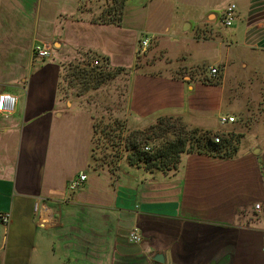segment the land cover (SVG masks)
I'll return each instance as SVG.
<instances>
[{"label": "crops", "instance_id": "1", "mask_svg": "<svg viewBox=\"0 0 264 264\" xmlns=\"http://www.w3.org/2000/svg\"><path fill=\"white\" fill-rule=\"evenodd\" d=\"M99 1L97 10L93 0H0V94L18 99L0 114V212L11 214L0 224V264H264L263 123L246 118L253 101L233 106L238 92L226 88L235 65L264 90V0H129L118 24L102 22ZM176 22L193 38L160 36ZM37 43L49 58H35ZM88 64L120 70L125 136L180 118L239 140L236 152L184 154L168 172L132 164L128 151L116 163L95 161L96 117L112 106L89 97L114 80L70 83L71 66ZM222 116L235 121L222 125ZM81 173L86 182L70 192ZM135 228L138 244L128 240Z\"/></svg>", "mask_w": 264, "mask_h": 264}, {"label": "trees", "instance_id": "2", "mask_svg": "<svg viewBox=\"0 0 264 264\" xmlns=\"http://www.w3.org/2000/svg\"><path fill=\"white\" fill-rule=\"evenodd\" d=\"M129 0H104L100 16L102 22L119 23L124 15L125 5ZM119 69L108 66L102 68L75 65L68 73L69 82L72 77L79 79L82 89L99 88L114 80ZM206 82L214 80L205 78ZM218 82V81H216ZM96 122L94 136V160L116 163L128 151V159L132 164L143 165L148 171H176L184 154L206 153L228 157L237 150L232 136L221 137L219 132L204 131L184 124L180 118H163L155 125L142 131H134L125 136V124L120 118H105ZM219 136L216 143L214 137ZM149 142L151 145H149ZM149 147V150H146Z\"/></svg>", "mask_w": 264, "mask_h": 264}, {"label": "rangeland", "instance_id": "3", "mask_svg": "<svg viewBox=\"0 0 264 264\" xmlns=\"http://www.w3.org/2000/svg\"><path fill=\"white\" fill-rule=\"evenodd\" d=\"M99 0H93V5H95V8L98 10L99 6L102 4L101 1ZM181 15V13H180ZM161 33V34H160ZM159 34L162 37V34L168 38V40H175L177 38H180V40H189L192 39L193 36L195 35V29L194 28H188V25L185 23H180L176 22V27L173 28L170 32L166 33L164 30H159ZM190 43V42H189ZM191 44V43H190ZM149 51V49L147 50ZM146 52V51H145ZM197 50L195 49L192 54L197 55ZM235 65H231L230 68L228 69V82H227V91L229 93H235L238 92V98L236 99V102H232V104L238 105L245 103L248 98V103L250 101H255V103L251 102L250 106L252 107V110L249 112L246 111L247 117L250 116V114L258 121H260L261 124L260 126L261 129L264 131V90L260 94V81L257 79V77L254 76V74L249 70L245 71L243 75L238 76V70L234 68ZM238 77L244 78L246 81V84L242 85L245 87V89L241 88V86L238 84ZM264 79V78H263ZM252 83H250V81ZM123 78L119 80V78H115L114 81L110 82L108 85L104 86V89L98 92H93L90 95V100H99L102 101L103 103H109L112 106L111 111L105 113L104 115H98L96 117V122H99L105 118H119L118 116V111L119 109V102L121 96V93L119 92V87L120 85H123ZM264 89V87H263ZM258 102V110H257V103ZM239 106V105H238ZM252 117V118H253ZM121 118V117H120ZM256 128V127H255ZM149 145L151 143L149 142ZM96 146V144H94Z\"/></svg>", "mask_w": 264, "mask_h": 264}, {"label": "built area", "instance_id": "4", "mask_svg": "<svg viewBox=\"0 0 264 264\" xmlns=\"http://www.w3.org/2000/svg\"><path fill=\"white\" fill-rule=\"evenodd\" d=\"M236 9L237 6L235 4H230L224 11V24L228 27L232 26L235 19H236ZM149 45V38L146 37L144 39H142V41L140 42V49L138 54H142L146 48ZM33 53L35 58L37 59H46L49 58L51 56V48L44 44V43H37L34 46L33 49ZM93 65L95 66H99L100 65V60L96 59L93 62ZM208 73L211 77L213 78H217L219 75V70L216 67L213 66H208ZM17 97L13 94L10 93H2L0 94V114H3L5 116L11 115L17 105ZM235 118L234 117H229V116H222L220 118V123L222 125H225L227 123H231L234 122ZM214 141L216 143L220 142V137L219 136H215L214 137ZM146 150H149V147H146ZM87 180V175L84 173H81L78 175L77 178L71 180L68 183V190L70 192H75L78 189H80L83 184L86 182ZM41 206V203H37L36 204V209H38ZM256 211H260L262 209L261 204H256L255 208ZM11 222V214L9 212H0V224L3 226H8ZM128 240L131 243L134 244H138L142 241V236L139 232L138 228H135L129 235ZM262 251L264 252V238H263V246H262Z\"/></svg>", "mask_w": 264, "mask_h": 264}]
</instances>
